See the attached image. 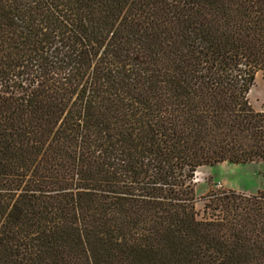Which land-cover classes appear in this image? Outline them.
<instances>
[{
  "label": "trees",
  "instance_id": "16d2710c",
  "mask_svg": "<svg viewBox=\"0 0 264 264\" xmlns=\"http://www.w3.org/2000/svg\"><path fill=\"white\" fill-rule=\"evenodd\" d=\"M264 0H0V264H264Z\"/></svg>",
  "mask_w": 264,
  "mask_h": 264
},
{
  "label": "rangeland",
  "instance_id": "374dc122",
  "mask_svg": "<svg viewBox=\"0 0 264 264\" xmlns=\"http://www.w3.org/2000/svg\"><path fill=\"white\" fill-rule=\"evenodd\" d=\"M247 99L255 111H264V74L258 73ZM196 209L203 207V197L209 192L231 190L239 194H264V163H220L201 167L194 176Z\"/></svg>",
  "mask_w": 264,
  "mask_h": 264
}]
</instances>
